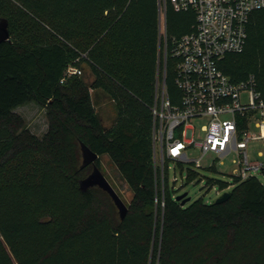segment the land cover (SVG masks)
Here are the masks:
<instances>
[{
    "label": "trees",
    "instance_id": "16d2710c",
    "mask_svg": "<svg viewBox=\"0 0 264 264\" xmlns=\"http://www.w3.org/2000/svg\"><path fill=\"white\" fill-rule=\"evenodd\" d=\"M0 18L11 36L0 43V264H264V184L257 177L234 178L226 202L186 208L167 184L163 220L157 210L156 83L166 46V88L180 103L171 50L173 39L194 32L192 8L176 10L171 0H0ZM84 66L96 79L91 88L82 75L67 76ZM218 66L234 84L254 77L264 99V9L250 16L243 52ZM31 102L46 110L43 138L17 137L7 125ZM81 143L99 159L108 156L132 192L123 219L107 193L81 191L92 171L75 161Z\"/></svg>",
    "mask_w": 264,
    "mask_h": 264
},
{
    "label": "built area",
    "instance_id": "2783aa9c",
    "mask_svg": "<svg viewBox=\"0 0 264 264\" xmlns=\"http://www.w3.org/2000/svg\"><path fill=\"white\" fill-rule=\"evenodd\" d=\"M171 2L176 10L192 8L196 12V26L194 32L173 39L171 56L177 60L176 85L181 93L180 103H172L166 88V46L163 76L156 83L152 143L155 202L162 220L167 184L175 191L172 199L178 202L175 186L179 181L178 173L187 184L190 174L196 170L218 172L217 164L224 166L225 160L233 155L236 159L231 162L235 167L230 172L233 175H229L232 179L246 180L264 172V151L257 154L262 160L254 162L248 152L252 142H261L264 147V99L256 89L254 77L234 84L218 66L225 55L243 52L250 16L254 11L264 9V0ZM162 14L160 27L165 35ZM69 74L80 76L82 71L74 67L68 70L67 76ZM244 94L246 100L243 99ZM194 148L200 151L201 156L190 159L188 153ZM207 156L212 159L209 165L204 166L202 160ZM198 177L199 174L192 181ZM199 181L207 182V190L215 189L218 198L229 193L234 186L227 183L223 188H216L204 177Z\"/></svg>",
    "mask_w": 264,
    "mask_h": 264
},
{
    "label": "rangeland",
    "instance_id": "374dc122",
    "mask_svg": "<svg viewBox=\"0 0 264 264\" xmlns=\"http://www.w3.org/2000/svg\"><path fill=\"white\" fill-rule=\"evenodd\" d=\"M162 19L165 24V16L164 13L162 14ZM85 70L88 69L87 66H84ZM163 75V74H162ZM73 75H68V77ZM162 79V78H161ZM160 79V80H161ZM87 81H89L87 79ZM161 82V81H160ZM92 93V90L90 91ZM243 99L246 100V95L244 94ZM110 111L105 110L102 114V116H109ZM110 122L109 119L105 121V125H108ZM202 122H199L201 124ZM194 124L197 125V122H194ZM7 125H9L15 134V136H21L25 132H29L33 135H35L38 138H43L45 134H47L48 131V119L46 110L37 105L34 102L25 104L19 108H17L14 111V118L11 122H7ZM252 131L255 132L256 129L252 127ZM68 153H71L72 158L74 157L75 149L72 147V145L67 146ZM259 151H264V147L262 146L261 142H252L249 144L248 152L250 155L251 161H258L262 160L257 156ZM79 159H77V156H75V161H77V165L79 166L82 164V156L79 148ZM188 156L190 159L199 158L201 156V153L198 149L194 148L189 153ZM212 157L207 156L202 160V164L204 166H207L210 164ZM236 159L235 155L231 156L229 159L225 160V165L221 166L217 164V170L215 171H206V170H196V173L199 174V177L190 182L187 183L182 181L180 173H178L179 181L176 183V189L177 194L181 195L184 193H187V197H189L191 200L187 202L183 207H188L192 205L194 202L203 200L204 202H209L213 204L218 199V196L216 195V190H207L205 188V185L207 182L202 183L199 181L200 178L204 177L206 180L216 185V188H220L221 183H233L234 179L231 178L229 175H233L230 172H232V169L235 167L232 164V160ZM99 170L102 172V174L105 176V178L108 180V182L111 184V186L115 189L117 194L120 196V198L123 200V202L128 206L129 203L132 200L133 194L128 188L126 182L122 179L120 176L117 168L115 165L111 162L108 156H103L99 159V166H97ZM225 172L229 173L228 175L225 174ZM256 177L259 179V181L264 184V172H259ZM232 179V181H231Z\"/></svg>",
    "mask_w": 264,
    "mask_h": 264
},
{
    "label": "water",
    "instance_id": "95a60500",
    "mask_svg": "<svg viewBox=\"0 0 264 264\" xmlns=\"http://www.w3.org/2000/svg\"><path fill=\"white\" fill-rule=\"evenodd\" d=\"M11 36L9 32V23L6 19L0 18V43L10 41ZM82 80L85 83L86 87L91 88L95 82V76L92 71L88 68L87 70H83ZM87 79L89 81H87ZM109 119L110 122L108 125H105V121ZM102 121L105 127H110L113 123V119L110 116H102ZM81 156H82V165L81 168H85L88 166H92L91 173L80 181V189L81 191L85 192L90 188L97 187L107 193L111 200L113 201L114 205L116 206L118 213L123 219L127 212L128 207L117 194L115 189L111 186L99 168L96 166V161L99 159V156L95 154L89 147L85 144L81 143ZM230 198V193H224L223 196L216 200V204H220L226 202ZM191 199L187 197V193L181 194L177 197V201L181 203V206H184L187 202ZM42 222H48L50 219L44 218L41 220Z\"/></svg>",
    "mask_w": 264,
    "mask_h": 264
}]
</instances>
